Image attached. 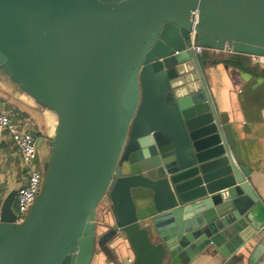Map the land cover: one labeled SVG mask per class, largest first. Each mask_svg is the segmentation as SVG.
Listing matches in <instances>:
<instances>
[{"label": "water", "instance_id": "1", "mask_svg": "<svg viewBox=\"0 0 264 264\" xmlns=\"http://www.w3.org/2000/svg\"><path fill=\"white\" fill-rule=\"evenodd\" d=\"M191 32L264 58V0H0V75L48 131L22 223L0 198V264H263L264 199Z\"/></svg>", "mask_w": 264, "mask_h": 264}, {"label": "crops", "instance_id": "2", "mask_svg": "<svg viewBox=\"0 0 264 264\" xmlns=\"http://www.w3.org/2000/svg\"><path fill=\"white\" fill-rule=\"evenodd\" d=\"M204 51L210 58L217 60L214 74L215 83L221 86L218 92L219 109L230 117L235 132L243 143L244 153L252 163L253 173L249 180L251 187L261 199H264V122H262L264 120V58L245 56L246 58L237 60L238 64H232L238 72L233 85L230 75L224 72L222 66L227 65L226 60H231L234 54ZM211 94L214 95L212 89ZM0 111L8 114L19 128L32 132L37 138L46 137L42 134L45 129L44 123L46 125L44 110L25 97L17 95L9 80L1 75ZM38 161L40 162V157ZM25 176L15 146L5 138L0 144V198L12 190L17 191L23 185ZM258 239L259 237L252 241V246ZM262 263L264 264V258ZM196 264L203 262L199 260ZM246 264L251 263L247 261Z\"/></svg>", "mask_w": 264, "mask_h": 264}, {"label": "built area", "instance_id": "3", "mask_svg": "<svg viewBox=\"0 0 264 264\" xmlns=\"http://www.w3.org/2000/svg\"><path fill=\"white\" fill-rule=\"evenodd\" d=\"M192 17L195 22V12L192 13ZM190 36V48L197 55L202 54L203 49L193 43V32H191ZM5 138L9 139L15 146L26 175L23 185L16 192L13 204L15 223L20 224L23 222L41 188L43 173L38 161L37 137L32 132L19 128L12 122L8 114L0 111V144ZM220 194L223 198L227 196L226 191H221Z\"/></svg>", "mask_w": 264, "mask_h": 264}, {"label": "trees", "instance_id": "4", "mask_svg": "<svg viewBox=\"0 0 264 264\" xmlns=\"http://www.w3.org/2000/svg\"><path fill=\"white\" fill-rule=\"evenodd\" d=\"M232 56H234V57L231 58V60L230 59L226 60L227 65H229V66L230 65L233 66L234 64H238L237 60L240 59V58H246L245 56H242V55H232ZM200 61H201V64L204 65V66L207 65V64H210V63L216 64V62H217V60L210 58L207 55L206 51H204L203 54L200 56ZM38 136H40V135H38Z\"/></svg>", "mask_w": 264, "mask_h": 264}, {"label": "rangeland", "instance_id": "5", "mask_svg": "<svg viewBox=\"0 0 264 264\" xmlns=\"http://www.w3.org/2000/svg\"><path fill=\"white\" fill-rule=\"evenodd\" d=\"M44 126H45V129H44V131L42 132V134L45 135V136H47V135H48V131H47V127H46L45 123H44ZM38 157H40V153H39V152H38ZM39 164H40V162H39ZM40 167H41V164H40ZM41 169H42V168H41Z\"/></svg>", "mask_w": 264, "mask_h": 264}]
</instances>
